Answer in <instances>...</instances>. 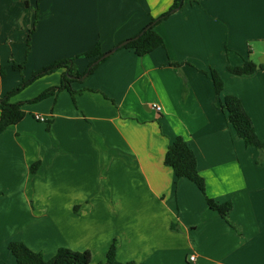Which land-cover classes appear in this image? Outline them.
Listing matches in <instances>:
<instances>
[{
    "label": "crops",
    "instance_id": "0c3cea01",
    "mask_svg": "<svg viewBox=\"0 0 264 264\" xmlns=\"http://www.w3.org/2000/svg\"><path fill=\"white\" fill-rule=\"evenodd\" d=\"M172 2L0 0V97L54 60L73 58L83 72L92 60L83 52L97 43L110 50ZM154 30L163 45L142 56L116 50L72 83L74 99L62 90L26 102L58 85L60 70L10 97L23 102L24 117L0 132V264L15 263L10 241L46 260L67 247L104 262L114 239L124 262L264 264V154L245 145L218 106L236 95L264 141V69L226 68L259 63L264 0L186 3ZM210 68L223 80L219 96ZM176 137L194 152L207 196L231 202L238 230L164 162Z\"/></svg>",
    "mask_w": 264,
    "mask_h": 264
},
{
    "label": "trees",
    "instance_id": "16d2710c",
    "mask_svg": "<svg viewBox=\"0 0 264 264\" xmlns=\"http://www.w3.org/2000/svg\"><path fill=\"white\" fill-rule=\"evenodd\" d=\"M197 1L199 0H173L172 4L166 11L156 18H151L149 23H147L136 35L127 38L126 40H129L127 44L119 47L118 45L121 43L119 42L106 52H111L112 54L122 47H127L132 48L139 56L149 53L164 43L162 36L154 30L155 25L166 19L177 9L183 7L186 3ZM31 32L32 30L29 31L27 36L28 44ZM106 52H101L99 43L95 44L90 50L83 52L81 54L82 56L92 59L83 72H79L76 69L73 58H62L46 64L39 70L34 71L29 78L22 80L17 87L0 97V132L5 130L8 126L16 124L24 117V111L21 108L23 102H11L10 97L12 95L16 94L39 77L60 70V83L58 85L43 90L37 96L27 100L26 102H38L62 90L68 91L71 94L72 99H74L76 91L72 89V83L75 81L83 82L85 78L108 57L99 59ZM174 65L178 66V63H174ZM12 67L15 70L21 71L23 69V64L12 63ZM226 68L230 73L235 75H251L258 68L264 69V64L256 63L253 60L248 59L244 60L240 65H227ZM208 74L212 79L215 94L219 96L223 90V80L218 71L214 68H210ZM218 106L222 111L226 112L228 120L236 131V135L244 140L245 145L254 146L264 154V141L256 134L253 122L244 109L240 99L236 95L227 94L218 102ZM262 161L263 158H258L256 162L261 163ZM164 162L172 167L177 178L185 177L194 182L200 192L204 195L208 207L216 211L232 227L237 230L239 229L229 220V212L232 208L231 202L226 201L220 203L207 196L204 178L198 172L196 156L183 138L176 137L168 145L164 156ZM38 165L39 162L33 163L31 171L35 172ZM8 249L15 258L14 264H90L91 261V253L89 250L79 252L66 247H60L50 259L46 260L40 251L32 250L22 241H10ZM100 264L140 263L135 261L124 262L118 260L116 256V240L114 239L109 245L104 262Z\"/></svg>",
    "mask_w": 264,
    "mask_h": 264
},
{
    "label": "water",
    "instance_id": "95a60500",
    "mask_svg": "<svg viewBox=\"0 0 264 264\" xmlns=\"http://www.w3.org/2000/svg\"><path fill=\"white\" fill-rule=\"evenodd\" d=\"M128 42H129V40H124V41H122L118 46L121 47V46L127 44ZM112 52H113V51H112ZM110 54H111V52H106V53H104L99 59H102V58H104V57H107V56H109ZM259 63L264 64V54L259 58Z\"/></svg>",
    "mask_w": 264,
    "mask_h": 264
},
{
    "label": "built area",
    "instance_id": "2783aa9c",
    "mask_svg": "<svg viewBox=\"0 0 264 264\" xmlns=\"http://www.w3.org/2000/svg\"><path fill=\"white\" fill-rule=\"evenodd\" d=\"M152 107L155 108V109L158 110V111L161 109V106H159L158 104H153ZM35 117H36V119H38V120H40V121H45V118L42 117V116L36 115ZM189 260H190V261H194V260H195V256H194L193 254L190 255V256H189Z\"/></svg>",
    "mask_w": 264,
    "mask_h": 264
},
{
    "label": "rangeland",
    "instance_id": "374dc122",
    "mask_svg": "<svg viewBox=\"0 0 264 264\" xmlns=\"http://www.w3.org/2000/svg\"><path fill=\"white\" fill-rule=\"evenodd\" d=\"M259 59V58H258ZM67 248V247H66ZM68 249H70V248H68ZM72 250V249H71ZM73 251H76V250H73ZM82 251H84V250H82ZM79 252H81V251H79ZM91 253V252H90ZM92 264H94V263H96V264H100V263H103V261L102 262H97V259H95V260H92L91 259V261H90Z\"/></svg>",
    "mask_w": 264,
    "mask_h": 264
}]
</instances>
